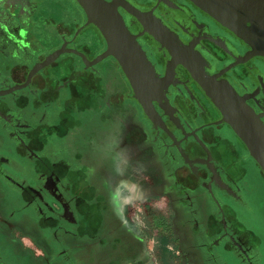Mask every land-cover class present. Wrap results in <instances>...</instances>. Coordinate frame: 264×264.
Listing matches in <instances>:
<instances>
[{
  "label": "flooded vegetation",
  "instance_id": "obj_1",
  "mask_svg": "<svg viewBox=\"0 0 264 264\" xmlns=\"http://www.w3.org/2000/svg\"><path fill=\"white\" fill-rule=\"evenodd\" d=\"M127 1L156 7L147 23L186 63L119 8L158 92L112 57L66 53L31 74L63 44L92 61L105 41L93 25L75 36L71 0H0V238L42 264H264V174L195 80L227 81L264 123V59L233 66L250 48L189 0ZM154 97L149 120L136 98Z\"/></svg>",
  "mask_w": 264,
  "mask_h": 264
},
{
  "label": "water",
  "instance_id": "obj_2",
  "mask_svg": "<svg viewBox=\"0 0 264 264\" xmlns=\"http://www.w3.org/2000/svg\"><path fill=\"white\" fill-rule=\"evenodd\" d=\"M85 15V22L76 31L75 36L89 25L99 31L106 48L98 53L92 61L74 48H61L49 54L46 59L35 65L31 74L45 67L63 54L78 55L85 64L96 65L105 59L114 58L135 91L158 92L166 85L156 76L153 65L148 60L137 39L128 29L119 8H124L132 17L141 22L145 31L153 34L157 41L169 49L170 65L186 64L184 58L174 55L171 43L158 37L153 26L147 23L150 14L155 10L144 12L127 0H72ZM159 1V0H158ZM204 13L210 16L223 28L233 33L246 44L250 51L237 59L233 65H239L255 57L264 59V0H189ZM161 28V26H157ZM179 55V54H178ZM167 79V78H164ZM203 88L206 96L221 113L218 123H226L246 144L249 155L264 174V123L248 105L245 98L239 96L227 82L218 79H195ZM157 99L136 98L143 115L154 120L156 111L152 101ZM158 100V99H157ZM208 193L215 199L213 192Z\"/></svg>",
  "mask_w": 264,
  "mask_h": 264
},
{
  "label": "rangeland",
  "instance_id": "obj_3",
  "mask_svg": "<svg viewBox=\"0 0 264 264\" xmlns=\"http://www.w3.org/2000/svg\"><path fill=\"white\" fill-rule=\"evenodd\" d=\"M252 201L253 203H256L255 207H257V204H260V200L259 202L258 200L255 202L252 199ZM258 210L260 209L258 208ZM261 211L257 213V218L253 217L254 221L256 219L258 223L257 221H255L256 223L253 222L252 228L259 233L261 239L264 242V211ZM258 225L260 227H258ZM9 241L14 240L0 238V264H42L41 257L37 254L38 252L33 249L27 242H21L17 244L16 242L12 243Z\"/></svg>",
  "mask_w": 264,
  "mask_h": 264
},
{
  "label": "crops",
  "instance_id": "obj_4",
  "mask_svg": "<svg viewBox=\"0 0 264 264\" xmlns=\"http://www.w3.org/2000/svg\"><path fill=\"white\" fill-rule=\"evenodd\" d=\"M71 1H72V0H71ZM72 2H73V1H72ZM73 3H74V2H73ZM74 4H76V3H74ZM78 9L81 11V9H80L79 7H78ZM81 12H82V11H81ZM82 13H83V12H82ZM83 14H84V13H83ZM84 16H85V15H84ZM58 19H59V18H58ZM84 22H85V21H84ZM84 22H83V23H84ZM83 23H82V24H83ZM82 24H81V25H82ZM81 25H80V26H81ZM80 26H79V27H80ZM95 28H96V27H95ZM78 29H79V28H78ZM96 29H97V28H96ZM98 32H99V31H98ZM99 34H100V33H99ZM256 179L258 180V177H256L255 180H256ZM262 179H263V180H262ZM262 179H260V181L263 183V182H264V177H263V176H262ZM257 180H256V181H257ZM158 243L161 244V245H164L165 248H167V249H169V250L171 249V244H170L169 241H162V242L160 241V242H158ZM80 250H81V248H80L79 246H77V247H75V249H74L73 252H74L75 254H78V253L80 252Z\"/></svg>",
  "mask_w": 264,
  "mask_h": 264
}]
</instances>
